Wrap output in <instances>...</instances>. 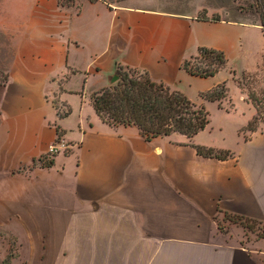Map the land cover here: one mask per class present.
<instances>
[{"label": "crops", "instance_id": "0c3cea01", "mask_svg": "<svg viewBox=\"0 0 264 264\" xmlns=\"http://www.w3.org/2000/svg\"><path fill=\"white\" fill-rule=\"evenodd\" d=\"M237 6L0 0V197L26 203L39 193L55 206L49 220L58 224L48 235L61 239L55 264H264V125L247 129L256 109L235 84L249 70L248 32L257 27L264 38V31ZM202 47L227 58L212 77L183 69ZM263 50L261 43L257 68ZM118 69L147 73L203 104L209 124L192 138L147 141L136 126L104 123L91 97L113 85ZM223 83L231 108L201 98ZM53 143L69 152L60 149L51 167L30 168ZM96 238L136 241L104 246ZM85 239L93 242L81 245Z\"/></svg>", "mask_w": 264, "mask_h": 264}, {"label": "rangeland", "instance_id": "374dc122", "mask_svg": "<svg viewBox=\"0 0 264 264\" xmlns=\"http://www.w3.org/2000/svg\"><path fill=\"white\" fill-rule=\"evenodd\" d=\"M62 2L65 3L67 0H62ZM237 3V10L244 14L243 20L252 24H256V22L260 23V14L258 12L256 0H237ZM226 19L233 20L237 19V17H234L233 14H228L226 15ZM248 33L254 44L252 57L250 61L246 63L249 70H247L248 72H239L235 79V84L237 89H239L238 92L244 96V100L251 103L256 109L254 121L251 122L252 128L257 129L264 125V62L258 68L256 67L257 63H260L263 54V52L261 53L259 51V46L261 43L264 45V38H262L260 30H258L257 27H252ZM189 61L191 62L193 70H195L196 67H219V63L214 61L211 57L199 58L198 53L193 56L192 59H189ZM124 72L134 77L144 75L141 71L134 73L133 70H124ZM119 80L120 78H118L115 83ZM238 92L236 91L234 93L237 97ZM227 96L228 92L226 94V99L220 101V108H222V102L224 100L228 101L226 107L230 106L231 108L232 99L227 98ZM63 151L68 153L69 149ZM220 155L224 154L221 153ZM53 157L45 154V156H42L29 167H43L42 164L52 160ZM25 170H27V168L18 170V172L22 173ZM17 185L23 188V183H17ZM8 202H10V204ZM54 207L53 204L48 202L45 196H40L39 193L36 197L31 196L26 203L21 195L19 197L17 196L14 200H8L7 197H0V264H55L56 259L61 257V253L57 250L59 246L57 243L61 239L48 236L50 231L54 230L58 224L54 220H49L54 218L53 212H50L54 211ZM243 225L245 226V223H243ZM249 228L255 229L251 226H249ZM243 232L244 236L248 235L246 229L243 230ZM88 240L89 239H85L84 243H81V245L91 244L93 242V239H90V243ZM135 241V239L124 238H96L95 244L120 246L134 244ZM143 244L168 245L178 243L164 241L163 239L144 238ZM105 256L114 257L117 255L112 254Z\"/></svg>", "mask_w": 264, "mask_h": 264}, {"label": "trees", "instance_id": "16d2710c", "mask_svg": "<svg viewBox=\"0 0 264 264\" xmlns=\"http://www.w3.org/2000/svg\"><path fill=\"white\" fill-rule=\"evenodd\" d=\"M72 2L74 0H67L65 3ZM256 5L260 14V26L264 31V0H256ZM198 56L199 58L211 57L219 63V67H196L195 70L192 69L189 60L183 63V69L201 78L214 76L227 64L225 55L216 50L202 47L198 49ZM122 72L124 70L118 69L117 74L120 80L117 83L97 91L91 97L94 110L104 123L113 126H136L147 141L170 137L173 134L192 138L209 124L210 113L206 107L197 105L185 94L172 90L164 83L153 81L147 73L134 77ZM133 72L136 73L137 70ZM227 92V84L223 83L210 91L201 93L200 96L206 101L220 103L226 98ZM69 113L70 110H67L61 116ZM252 122L247 126L249 131L255 130L252 128ZM196 149L203 156L220 155L212 149L203 147H196ZM52 164L53 161L50 160L42 166L48 168Z\"/></svg>", "mask_w": 264, "mask_h": 264}, {"label": "built area", "instance_id": "2783aa9c", "mask_svg": "<svg viewBox=\"0 0 264 264\" xmlns=\"http://www.w3.org/2000/svg\"><path fill=\"white\" fill-rule=\"evenodd\" d=\"M60 149L65 150V145L60 144V146H59L58 144L53 143L49 146L46 155L53 157L55 154H57L59 152Z\"/></svg>", "mask_w": 264, "mask_h": 264}, {"label": "water", "instance_id": "95a60500", "mask_svg": "<svg viewBox=\"0 0 264 264\" xmlns=\"http://www.w3.org/2000/svg\"><path fill=\"white\" fill-rule=\"evenodd\" d=\"M117 80H118V77L115 76V77L113 78V80H112V83L114 84Z\"/></svg>", "mask_w": 264, "mask_h": 264}]
</instances>
